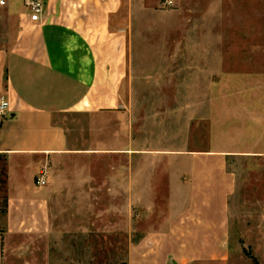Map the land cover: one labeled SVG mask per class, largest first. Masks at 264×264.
<instances>
[{"label": "rangeland", "instance_id": "obj_1", "mask_svg": "<svg viewBox=\"0 0 264 264\" xmlns=\"http://www.w3.org/2000/svg\"><path fill=\"white\" fill-rule=\"evenodd\" d=\"M6 1L0 48L21 7ZM116 19L127 54L120 106L62 116L70 149L47 164L45 234L6 235L0 184V264H136L130 243L172 210L168 155L212 148L229 153L235 176L229 253L193 264H264V86L250 87L264 77V0H122Z\"/></svg>", "mask_w": 264, "mask_h": 264}, {"label": "crops", "instance_id": "obj_2", "mask_svg": "<svg viewBox=\"0 0 264 264\" xmlns=\"http://www.w3.org/2000/svg\"><path fill=\"white\" fill-rule=\"evenodd\" d=\"M43 2L38 22L29 19L24 0L18 1L21 7L13 5V38L0 48V97L9 103L0 115L6 235L46 233L47 197L35 177L47 170L50 159L69 152L62 116L114 112L127 69L124 30L115 26L122 0ZM259 85L264 86V77L250 82V87ZM129 151L89 148L83 154ZM168 156L174 158L165 166L172 169L167 197L172 210L158 229L146 230L130 243L136 264L224 262L230 245L229 198L235 189L229 153L212 148ZM139 178L134 176L140 188ZM140 193L135 197L142 198Z\"/></svg>", "mask_w": 264, "mask_h": 264}, {"label": "built area", "instance_id": "obj_3", "mask_svg": "<svg viewBox=\"0 0 264 264\" xmlns=\"http://www.w3.org/2000/svg\"><path fill=\"white\" fill-rule=\"evenodd\" d=\"M6 4V0H0V7ZM24 7L29 19L33 22H38L43 16L44 2L43 0H24ZM9 103L4 97H0V115H3L8 110ZM46 171L42 170L35 177V184L38 186L45 185Z\"/></svg>", "mask_w": 264, "mask_h": 264}, {"label": "trees", "instance_id": "obj_4", "mask_svg": "<svg viewBox=\"0 0 264 264\" xmlns=\"http://www.w3.org/2000/svg\"><path fill=\"white\" fill-rule=\"evenodd\" d=\"M0 160H1V158H0ZM4 174V166H2V169H1V171H0V175H3ZM1 178H0V182H1ZM6 202V199H5V196H4V203ZM254 260V264H258L257 263V261L255 260V259H253Z\"/></svg>", "mask_w": 264, "mask_h": 264}]
</instances>
